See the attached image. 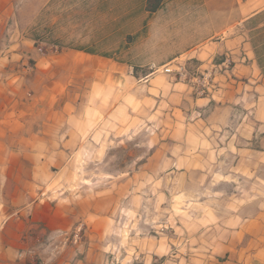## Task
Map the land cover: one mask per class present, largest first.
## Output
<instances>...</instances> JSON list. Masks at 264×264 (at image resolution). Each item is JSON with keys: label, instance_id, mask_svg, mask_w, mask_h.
I'll list each match as a JSON object with an SVG mask.
<instances>
[{"label": "rangeland", "instance_id": "1", "mask_svg": "<svg viewBox=\"0 0 264 264\" xmlns=\"http://www.w3.org/2000/svg\"><path fill=\"white\" fill-rule=\"evenodd\" d=\"M199 1L0 0L20 264H264V0Z\"/></svg>", "mask_w": 264, "mask_h": 264}, {"label": "crops", "instance_id": "2", "mask_svg": "<svg viewBox=\"0 0 264 264\" xmlns=\"http://www.w3.org/2000/svg\"><path fill=\"white\" fill-rule=\"evenodd\" d=\"M212 2L215 3L217 1H212ZM198 3L201 5H208L210 3V0H200ZM5 5H7V4H5ZM161 10H162V8H161ZM202 20L206 21V24H204V28L201 30L200 35L196 34L194 37L192 36L190 38L191 44L193 42H195L194 44H197L199 42H202V41L209 39V29H208V23H207L209 21V16L207 13L204 14ZM151 39H152V36L149 35L148 41H150ZM7 97L8 96H0V105H1L2 99H4L5 101L8 102L5 106L6 108H8V106H10V104L13 101ZM0 110H1V106H0ZM5 147H8V145L6 144V146H2V144L0 143V150L2 148H5ZM0 155H1V151H0ZM4 163H7V162L0 158V180L2 179V174H4L3 171L1 170V165ZM13 176H14V174L11 175L10 173H8L7 177H8V179H12ZM15 201L14 200L12 201L13 207L16 206ZM12 210L13 209H11V206H9L7 213L11 212ZM45 212H47V214L44 215L43 212H41L40 214L44 215V217H39L38 219H41V221L48 222V228H50V230L54 231V232L67 230V228L72 227V225L76 221V214L73 212H68L65 209L60 210V208H57L54 210L53 208H48ZM66 222H68V224H66ZM1 223H2V216H0V225H1ZM96 226L97 227H95V228L103 227L101 225V223H98V225H96ZM7 233H8V236L4 235V237H0V264H20L18 262L19 253L22 250L31 251V250H33V248H32V246H28V245L23 243L22 238L20 237V233L18 232V229L16 227V223L10 222V226L8 227V230L6 231V234ZM155 247H157V245ZM155 247L153 248V253H155ZM74 252H72V250H70V249H67L66 250L67 259L66 260L64 259L60 264H72V261L75 260V258H73ZM126 252H128V250H126ZM92 255H94V254H90V253L87 254L86 259H90V257ZM141 255H142V252H138L137 254H133L132 256H135V258L138 259L139 256H141ZM215 255H216L215 252H213L211 259H216V258H214ZM216 261L219 262V259H216Z\"/></svg>", "mask_w": 264, "mask_h": 264}, {"label": "built area", "instance_id": "3", "mask_svg": "<svg viewBox=\"0 0 264 264\" xmlns=\"http://www.w3.org/2000/svg\"><path fill=\"white\" fill-rule=\"evenodd\" d=\"M165 70H166V72H168V73H171V72H172V68L169 67V66H166Z\"/></svg>", "mask_w": 264, "mask_h": 264}]
</instances>
